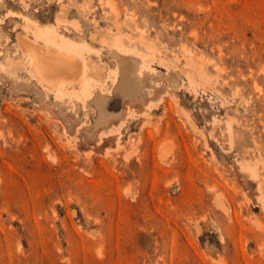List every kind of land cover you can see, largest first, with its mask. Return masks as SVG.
Here are the masks:
<instances>
[{"label":"rangeland","instance_id":"rangeland-1","mask_svg":"<svg viewBox=\"0 0 264 264\" xmlns=\"http://www.w3.org/2000/svg\"><path fill=\"white\" fill-rule=\"evenodd\" d=\"M18 12L60 18L116 70L100 104L35 93L12 63ZM0 16V264H264L246 165L264 195V0H0Z\"/></svg>","mask_w":264,"mask_h":264},{"label":"bare ground","instance_id":"bare-ground-1","mask_svg":"<svg viewBox=\"0 0 264 264\" xmlns=\"http://www.w3.org/2000/svg\"><path fill=\"white\" fill-rule=\"evenodd\" d=\"M24 6L26 7L27 4H24ZM14 11L12 10V12ZM18 15L23 19L22 32L17 33V46L20 57L18 61H12V63H21L23 65V68L27 71V82L35 87V93H38L41 99L51 96L53 104H81L85 109L92 102L100 104V98L102 97L100 91L104 93V90L108 88V80H111V82L116 80V70L112 69L108 72H103L102 68L94 69L95 64L93 58L89 55L91 48L87 41H75L71 39L64 33V31H69V28L66 26L63 27V31L58 29L62 23L60 18L55 17L54 22H50V24H40L27 14L18 12ZM117 28H120L119 24ZM140 34L142 37L143 34ZM113 43L122 52L140 54L136 46L129 47L119 36L114 39ZM140 55L142 57V67L145 70L146 68L151 71L155 70L146 58L147 55ZM190 59H184V56L181 57V60L186 63ZM9 60L7 58V61ZM204 66L201 63L194 64V67L200 71V75L202 76L205 75ZM0 68L10 73V69H7L5 63H2ZM12 72L14 73V71ZM129 113H127V116H129ZM115 129L110 127L106 131H100L98 139L100 140L102 136L113 133ZM228 129H231L230 124L228 125ZM117 142L119 143V140ZM257 161L250 163L248 161L246 165L253 177L257 179V189L259 190L262 207L264 208L263 183L257 170ZM261 164L264 163L261 162ZM220 206L223 211L228 212L229 208L226 205L221 204Z\"/></svg>","mask_w":264,"mask_h":264}]
</instances>
